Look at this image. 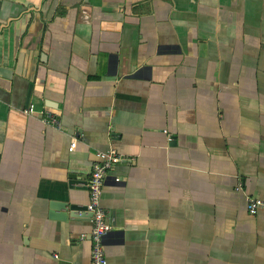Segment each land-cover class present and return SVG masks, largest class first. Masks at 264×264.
<instances>
[{"label":"crops","instance_id":"crops-1","mask_svg":"<svg viewBox=\"0 0 264 264\" xmlns=\"http://www.w3.org/2000/svg\"><path fill=\"white\" fill-rule=\"evenodd\" d=\"M110 148L107 264H264V0H0V264H90Z\"/></svg>","mask_w":264,"mask_h":264},{"label":"built area","instance_id":"built-area-1","mask_svg":"<svg viewBox=\"0 0 264 264\" xmlns=\"http://www.w3.org/2000/svg\"><path fill=\"white\" fill-rule=\"evenodd\" d=\"M29 113H35L33 106L29 108ZM43 122L55 123L53 119L42 117ZM76 142L71 143L70 148H74ZM97 161L93 164L89 179L86 184L88 190V203L86 212L89 213V221L91 225L89 237L91 241L90 264H107L104 252V238L112 230V222L106 211L101 207L100 200L103 192L105 181L114 167L122 162L124 158L113 148L107 151H100L96 154ZM115 183H119L121 178L113 177ZM264 206V202L257 198H248L247 212L253 217L260 207Z\"/></svg>","mask_w":264,"mask_h":264},{"label":"water","instance_id":"water-1","mask_svg":"<svg viewBox=\"0 0 264 264\" xmlns=\"http://www.w3.org/2000/svg\"><path fill=\"white\" fill-rule=\"evenodd\" d=\"M53 208H56V209H63L64 211L68 208V210H69V216L70 217H77V215H76V212L77 211H81V212H85L86 211V208L85 207H79V206H76V205H74V204H66V203H64L63 204V206L62 205H57V204H54L53 205ZM59 218H65L66 216H64V214L63 215H60V216H58Z\"/></svg>","mask_w":264,"mask_h":264}]
</instances>
